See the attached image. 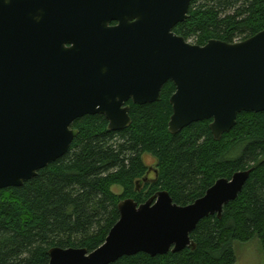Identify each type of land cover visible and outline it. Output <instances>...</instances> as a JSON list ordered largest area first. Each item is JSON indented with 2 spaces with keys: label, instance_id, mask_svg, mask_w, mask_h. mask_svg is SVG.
I'll list each match as a JSON object with an SVG mask.
<instances>
[{
  "label": "water",
  "instance_id": "1",
  "mask_svg": "<svg viewBox=\"0 0 264 264\" xmlns=\"http://www.w3.org/2000/svg\"><path fill=\"white\" fill-rule=\"evenodd\" d=\"M196 0H0V190L22 187L65 156L73 124L102 115L109 130L132 124L127 103L161 101L172 82L169 131L212 121L219 141L242 113L264 112V31L237 43L192 44L175 33ZM252 170L219 179L183 207L167 191L118 204L106 242L52 248L50 264H113L194 250L199 223L222 219Z\"/></svg>",
  "mask_w": 264,
  "mask_h": 264
},
{
  "label": "trees",
  "instance_id": "2",
  "mask_svg": "<svg viewBox=\"0 0 264 264\" xmlns=\"http://www.w3.org/2000/svg\"><path fill=\"white\" fill-rule=\"evenodd\" d=\"M264 31V0H196L189 19L175 28L187 41H245ZM169 82L161 101L129 102L132 124L112 132L102 115L85 116L69 152L22 187L0 190V264H50L49 251L101 247L120 220L118 204L145 203L167 191L189 206L222 178L252 170L239 197L224 207L222 219L202 220L191 239L194 250L151 257L125 256L113 264H237L235 243L259 239L264 253V112L242 113L233 130L215 140L212 121L169 131L173 114ZM157 161V177L144 155ZM119 186L122 194L112 189Z\"/></svg>",
  "mask_w": 264,
  "mask_h": 264
},
{
  "label": "rangeland",
  "instance_id": "3",
  "mask_svg": "<svg viewBox=\"0 0 264 264\" xmlns=\"http://www.w3.org/2000/svg\"><path fill=\"white\" fill-rule=\"evenodd\" d=\"M189 42L195 44L194 40H189ZM143 160L149 166V182H152L157 177V161L148 154L144 155ZM112 191L117 195L122 194V189L119 186L113 187ZM234 249L237 264H264V253L259 239H253L248 243H235Z\"/></svg>",
  "mask_w": 264,
  "mask_h": 264
},
{
  "label": "flooded vegetation",
  "instance_id": "4",
  "mask_svg": "<svg viewBox=\"0 0 264 264\" xmlns=\"http://www.w3.org/2000/svg\"><path fill=\"white\" fill-rule=\"evenodd\" d=\"M126 106H129V103H127ZM129 107H130V106H129ZM130 116H131V108H130ZM149 179H150V178H149V176H148V177L146 178L145 182H147Z\"/></svg>",
  "mask_w": 264,
  "mask_h": 264
}]
</instances>
